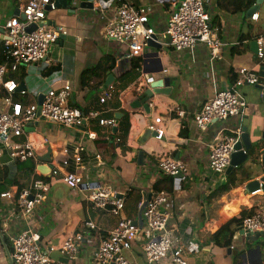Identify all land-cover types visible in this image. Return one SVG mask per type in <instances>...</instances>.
I'll return each instance as SVG.
<instances>
[{
    "label": "crops",
    "instance_id": "0c3cea01",
    "mask_svg": "<svg viewBox=\"0 0 264 264\" xmlns=\"http://www.w3.org/2000/svg\"><path fill=\"white\" fill-rule=\"evenodd\" d=\"M65 1V8L51 10L53 13L45 19L49 26L62 28L65 35L49 48L40 63L22 67L25 75L21 82L25 83L26 89L23 93L13 92L12 102L33 100L37 103L38 97L48 89L59 90L69 86V106L73 105L82 111H96L99 118L114 119L116 131L119 121L128 112L129 131L125 144L119 148L112 128L100 125L97 120L86 122L84 131L78 127L67 129L53 122L39 121L21 137L13 138L17 143L32 141L36 144L35 159L28 160L25 167L20 166L19 170L18 162L9 157L7 149L0 143V176L5 169L7 182L20 175L23 178L31 166L39 174L37 167L47 165L43 161L49 162L51 166L57 165L65 148L72 151L74 148L81 149L83 158L78 170L83 184L79 188H69L60 177L43 176L50 180L47 182L49 193L25 222L0 201V264L11 263L9 254L12 239L23 228L40 235L43 251L49 248L55 250L51 253L53 261L62 264H96L93 254L98 237L105 238L120 219L136 221L144 196L151 194L152 197L155 194L153 184L163 176L170 177L154 173L149 167L163 157L178 158L190 167L187 176L173 179L170 193L163 190L168 201L161 207L170 213L168 227L174 237L187 246L191 245L183 254L186 264H264V238L261 236L248 243L244 236L239 235L241 229L237 230V238L233 236L228 248L218 246L216 241L209 239L211 234L239 216L243 210L250 211L264 205V193H246L245 182L217 200L206 199L234 170L224 178L215 176L208 165L211 149L224 135L236 136L243 128L254 137H260L264 132V92L248 85L236 89V93L249 107L248 114L242 118L215 122L205 130H200L193 121L194 114L203 103L215 92L225 90L232 84L231 77L239 69L246 68L258 74L262 64L255 56L252 43L258 37L264 38V0H260L259 4L255 0L247 11L238 13L222 10L219 0H206L211 27L216 37L226 44L216 57L211 55L210 48L205 44H197L193 49L182 51H175L166 45L164 31L171 15V0H122L134 7H148L149 26L162 45L160 50L145 48L144 54L157 55L141 61L126 59L119 46L106 39L105 25L111 16L110 12L103 14L93 7L90 9L85 5L88 0ZM253 7L256 10L252 14H258L256 21L251 19L252 14L247 16ZM16 12L20 10L14 0H0L1 24L10 18H18ZM243 33L248 36L240 41ZM0 38H5V35L0 34ZM105 57L109 58V64H113L114 69L107 73L98 89H92L97 80L82 89L81 74ZM50 67L57 69L44 75L43 72ZM20 70L10 72L7 78L10 79L13 74L20 75ZM141 76H152L153 82L164 81L162 89L167 91L154 95L147 102L148 112L143 105L131 107L150 86L144 87L141 93L137 91ZM108 77L112 78L109 86L114 92L109 100L101 103L100 97L108 87L105 84ZM261 83L264 84V78ZM4 109L1 98L0 111ZM178 112H183V116L180 117ZM156 119H160L155 126L163 130L162 138H143L145 129L154 125ZM113 140L116 142L113 143ZM112 143L114 147L109 148L108 144ZM140 152L143 159L139 166L136 158ZM244 166L249 169L250 180L264 174L259 164L251 166L246 161ZM98 186L110 187L123 200L124 208L118 217L105 210L95 209L86 200L89 189ZM164 186L169 188L166 184ZM25 187L21 182L8 187L7 191L18 192ZM229 205L232 207L224 212L223 209ZM87 220L94 224V230L84 228ZM78 233L83 236V241L77 255L60 256L58 250L64 241ZM229 248L232 250L227 254ZM125 257L131 264H150L145 260L140 238L135 240ZM153 264L175 263L169 256Z\"/></svg>",
    "mask_w": 264,
    "mask_h": 264
},
{
    "label": "built area",
    "instance_id": "2783aa9c",
    "mask_svg": "<svg viewBox=\"0 0 264 264\" xmlns=\"http://www.w3.org/2000/svg\"><path fill=\"white\" fill-rule=\"evenodd\" d=\"M19 5L20 12L25 20L10 18L0 29L5 31V38L1 41L0 62V89L7 96H3L5 109L0 111V143L7 149L9 157L15 162H24L35 159L36 144L32 141L14 142L13 138L21 137L26 128L31 129L39 121H49L64 128L82 126L83 122L97 120L102 126L113 128L116 126L114 119L99 118V113L90 111L83 113L69 106L70 87L61 89H48L43 95L42 103L23 106L14 103L11 94L16 91L19 84L12 79H7L10 72H16L20 67H27L40 63L46 56L49 48L58 42L65 31L60 27H52L45 23L48 10L55 9L54 0H14ZM93 9L103 14L111 13L105 25V37L109 42L119 46V50L128 60L141 61L144 59V49L147 40L155 35L148 23V7H134L122 0H93ZM171 15L167 22L164 35L166 45L175 51L193 49L197 44H205L210 48L213 57L218 56L221 48L226 46L219 40L212 27L209 8L206 0H171ZM256 21L258 14L251 15ZM37 28L31 33L25 29L31 25ZM157 37V36H156ZM256 46L255 56L264 66V38L258 37L254 41ZM154 81L152 76H141L137 83L140 93L144 87ZM257 73L241 68L236 73L234 82L225 90L217 91L194 114L193 121L200 130H205L210 124L225 121L229 118H242L249 112L246 102L236 93L242 86H262L264 84ZM114 89L108 86L100 97L104 103L112 97ZM23 93V92H21ZM180 117L183 112H178ZM154 125L149 126L151 132L156 133V138L161 139L164 132ZM236 136L224 135L209 154L208 165L212 173L224 178L227 168L231 165V155L235 152L234 146L239 141ZM118 142V140H117ZM60 162L51 166V176L60 177L69 188H79L83 184L82 176L78 170L83 158L81 149L65 148L62 150ZM1 155V151H0ZM154 173H161L172 178L187 176L190 172L189 165L178 158L163 157L149 166ZM50 190L49 183L35 180L31 185L20 189L18 192L5 191L0 194L1 204L12 210L24 222L28 220L35 210L46 199ZM261 189L252 192L257 194ZM263 193V192H262ZM86 200L95 209L105 210L113 216H119L124 208L122 199L108 186H98L89 189ZM168 201L164 192L155 193L148 201L142 215L143 226L139 228L134 220L120 219L113 230L104 238L98 237L97 248L93 259L96 264H131L125 257L130 252L132 245L140 238L145 260L157 263L171 256L175 264H186L183 254L191 245L179 242L168 227L170 213L161 209ZM84 228L94 230V224L87 220ZM240 229L244 238L256 234H264V205L253 210L250 215L242 219ZM101 235V234H100ZM83 241L81 234L69 236L58 250L60 256L73 257L77 255ZM12 252L9 259L13 264H62L51 259L54 249L43 251L40 247V235L28 228H23L12 239Z\"/></svg>",
    "mask_w": 264,
    "mask_h": 264
},
{
    "label": "trees",
    "instance_id": "16d2710c",
    "mask_svg": "<svg viewBox=\"0 0 264 264\" xmlns=\"http://www.w3.org/2000/svg\"><path fill=\"white\" fill-rule=\"evenodd\" d=\"M255 0H219V5L220 8L224 11L231 12V13H238V12H245L247 11L254 3ZM249 30L250 28L247 27ZM248 34L243 33L240 41L245 40ZM257 37V36H255ZM2 61V55H1V49H0V62ZM109 58L105 57L103 58L98 64L95 66L85 69V71L81 74L80 76V86L83 89L85 86H87L90 82H94L97 80V84L92 86V89H98L101 87L103 84V79H105L106 75L108 72H111L114 69L113 64H109ZM21 69V74H13L9 78L14 80L15 82H21L24 79V70L22 67ZM57 69L56 67H50L46 69L43 74L48 75L52 71ZM236 78V75H233L231 77L232 83L234 82ZM8 79V78H7ZM3 96H7L6 93L0 94V99ZM22 102V101H21ZM20 102V103H21ZM35 102L32 101H27L21 103L23 106H27L30 104H34ZM72 108H75L73 105H71ZM76 109V108H75ZM83 113H87L89 111H82ZM126 114L122 117V119L119 121V125L117 126V131L113 134L118 140L117 146L121 148L125 144V140L127 138V134L129 131V121H128V112H125ZM112 137V136H111ZM116 141L113 140V143ZM113 143L108 144L110 146L109 148H113ZM108 151H105L107 153ZM28 161V160H27ZM27 161L24 162H18V170L21 167H25V164ZM24 165V166H23ZM34 166H31L29 170L25 171L24 177L18 176L15 178V180H10V182H7L6 178V170L4 169V174L2 177L0 176V183H1V189H0V194L7 191L8 187H11L13 185H17L18 183L23 182L24 185L29 186L31 185L35 180H43L46 182H49L50 180H47L45 177L37 174L34 171ZM174 178L172 177H165L163 176L160 180L156 181L153 186L152 190L153 192H163V190L167 192H171V183ZM250 180V173L249 169L245 167L244 165H241L237 168H235L232 172H230L224 179L221 184H219L216 188L212 190V192L207 196V200L212 201V200H217L224 194L228 193L229 191L238 188L242 186L245 182H248ZM166 184L169 186L167 187L164 186ZM253 212V210L250 211H242L239 216L232 218L229 222H227L225 225H223L218 231L215 233L211 234L209 236V239H212L216 241V245L228 248L231 246L233 236L235 235L237 230H240L241 222L244 217L247 215H250Z\"/></svg>",
    "mask_w": 264,
    "mask_h": 264
},
{
    "label": "water",
    "instance_id": "95a60500",
    "mask_svg": "<svg viewBox=\"0 0 264 264\" xmlns=\"http://www.w3.org/2000/svg\"><path fill=\"white\" fill-rule=\"evenodd\" d=\"M93 0H88L87 4H85L87 7H89L90 9L93 7L92 4ZM256 4L260 3V0H256ZM55 3V8H65L66 7V1L65 0H54ZM256 10V7L251 8L248 12H247V16L251 15L254 11ZM49 11V10H48ZM15 16H17L20 20L24 21L25 17L21 12H16ZM47 24V23H46ZM37 28V25L35 24H31L29 25L26 29L25 32L26 33H31L32 31H34ZM0 34L4 35L5 31L3 29H0ZM2 39L0 38V43H1ZM148 48H153L156 50H160L162 48L161 43L159 42L158 38L156 37V35H152L151 39L147 40V45ZM253 46V50L254 53L256 52V46L255 43H252ZM157 54H144V58H147L148 56H156ZM259 77L262 79L264 78V66H262L258 72ZM112 81L111 77H108L106 79V86L110 85ZM165 84L164 81L162 80H158L155 82H152L149 86L148 89H146L144 91V93L138 98V100H136L131 107L132 108H136V107H140L141 105H143V108L148 112V104L147 102L154 97V95L156 94H165L167 93L166 90L162 89V86ZM255 88L262 90V86H255ZM26 89L25 87V83L21 82L16 91L17 92H24ZM43 94H41L38 97L37 100V105L39 106L42 103L43 100ZM119 118V116L117 117V119ZM86 122L82 123V126L79 127L77 126L81 131H84V127H85ZM28 129L26 128L25 131H27ZM113 132H116V126L112 128ZM156 133L151 132L148 128L145 129L144 134H143V138H148L150 136H155ZM234 150L235 152L232 153L231 155V165L227 168L226 170V174H228L230 171H232L233 169L244 165L246 161H249L251 166L259 164L261 167V170L264 171V132L261 133L260 137H254L253 134L248 133L247 130L245 128L242 129L240 135H239V141H237V143L234 146ZM50 152V150H48V153ZM143 159V154L140 152L136 158L137 161V165H141V161ZM43 161V160H42ZM45 162V164L47 165H42L37 167V171L39 172V174H41L42 176H46V177H50L51 176V165L49 162L43 161ZM264 193V174L262 176H260L257 179L254 180H250L249 182H247L244 186V190L246 193L251 194L254 191L260 190ZM151 199V194H148L146 196H144L143 202L141 203V205L139 206L138 209V218L137 220L134 222L135 225H137L139 228H141L143 226V219H142V215H143V211L148 203V201ZM232 206H226L223 211L226 212V210H229ZM222 211V213H224ZM239 235L243 236V231L240 230L239 231ZM263 237L264 238V234H256L255 236H252L250 238H245V241L248 243H252L254 242V240L257 237ZM237 238V234L234 236V239ZM232 248L227 249V254L231 253ZM12 252V250H11ZM234 254H236L237 252H233ZM10 264H13L12 262Z\"/></svg>",
    "mask_w": 264,
    "mask_h": 264
},
{
    "label": "rangeland",
    "instance_id": "374dc122",
    "mask_svg": "<svg viewBox=\"0 0 264 264\" xmlns=\"http://www.w3.org/2000/svg\"><path fill=\"white\" fill-rule=\"evenodd\" d=\"M51 13H53V11H49V12L47 13V16H46V17H48V15H50Z\"/></svg>",
    "mask_w": 264,
    "mask_h": 264
}]
</instances>
